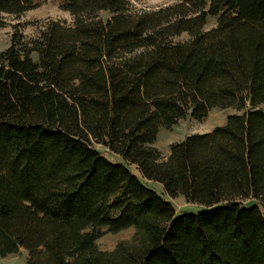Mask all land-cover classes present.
<instances>
[{"label":"trees","instance_id":"obj_1","mask_svg":"<svg viewBox=\"0 0 264 264\" xmlns=\"http://www.w3.org/2000/svg\"><path fill=\"white\" fill-rule=\"evenodd\" d=\"M128 1L63 0L71 23L50 19L31 41L14 32L0 53V257L23 248L26 264H264V0L139 13ZM34 7L0 0V14ZM232 107L241 112L173 142L166 159L152 145L160 127ZM147 180L200 211L174 216ZM101 227L134 233L99 250Z\"/></svg>","mask_w":264,"mask_h":264},{"label":"rangeland","instance_id":"obj_2","mask_svg":"<svg viewBox=\"0 0 264 264\" xmlns=\"http://www.w3.org/2000/svg\"><path fill=\"white\" fill-rule=\"evenodd\" d=\"M63 0H34L35 7L33 9L20 12L19 14L2 13L0 14V53L4 51L11 43L10 38L14 32L22 34L24 41H31L38 34L39 30L45 26L50 20L72 22L71 14L61 9ZM182 2V0H129L126 7L131 13H139L143 11H154L161 7H166L171 4ZM208 9L210 0H205ZM111 15L108 11H100L99 17L106 19ZM207 22L204 29L208 30L216 25V17H207ZM190 36L187 32H183L173 38L175 42H184ZM35 59L37 55L32 54ZM234 112L240 113L241 111L232 108H214L202 120H196L189 115L178 120L177 123L172 125V128L160 127L157 133L156 142L152 145L160 151L161 156L166 159L169 154V147L173 142L182 141L186 136L193 133L208 132L225 122L227 115ZM96 150L110 159L112 162L122 161V158L111 154L103 145L94 144ZM129 169L136 175L141 177L135 165L130 164ZM146 186L154 190L159 196L161 195L167 201H171L174 208V216L178 217L183 214L196 213L200 211L201 206L195 203H188L187 200L181 195L175 198H170L164 191L160 183L147 180ZM259 205L262 213H264V206ZM89 230V228L87 229ZM103 235L95 241V245L99 250L111 251L115 248L116 243L122 240H129L133 235V228L120 230L116 233H110L106 227H101ZM28 251L19 248L17 252L11 253L5 257H0V264H26Z\"/></svg>","mask_w":264,"mask_h":264},{"label":"crops","instance_id":"obj_3","mask_svg":"<svg viewBox=\"0 0 264 264\" xmlns=\"http://www.w3.org/2000/svg\"><path fill=\"white\" fill-rule=\"evenodd\" d=\"M165 199V198H164ZM166 200V199H165Z\"/></svg>","mask_w":264,"mask_h":264}]
</instances>
